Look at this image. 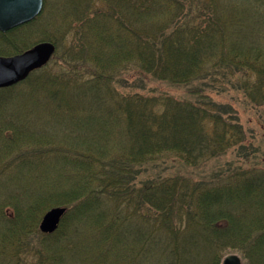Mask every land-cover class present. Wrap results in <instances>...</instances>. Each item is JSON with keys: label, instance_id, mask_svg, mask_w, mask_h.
Segmentation results:
<instances>
[{"label": "trees", "instance_id": "obj_1", "mask_svg": "<svg viewBox=\"0 0 264 264\" xmlns=\"http://www.w3.org/2000/svg\"><path fill=\"white\" fill-rule=\"evenodd\" d=\"M78 1L0 32V55L33 35L56 47L52 63L0 88V264L23 253L34 264H220L228 253L264 264V167L233 107L212 98L235 91L264 111V0ZM126 71L185 96L123 94ZM228 151L243 162L213 179H131L157 161L197 169ZM56 206V230L41 232Z\"/></svg>", "mask_w": 264, "mask_h": 264}, {"label": "rangeland", "instance_id": "obj_2", "mask_svg": "<svg viewBox=\"0 0 264 264\" xmlns=\"http://www.w3.org/2000/svg\"><path fill=\"white\" fill-rule=\"evenodd\" d=\"M174 1L175 2H232V1L233 2H250L249 0H174ZM72 2H79V1L78 0H43V8L40 14L41 16H43L47 12L46 15L53 14V16H55V15H58V12H61V13L70 12ZM83 2H88V1L83 0ZM93 2L98 3L96 4L95 7H100L102 6L101 2H104V1L94 0ZM43 20L44 19L39 20V21H42L40 22V24L38 22L36 23V26L40 27L38 29V32L42 31L43 29H47V30L50 29V27H48V22H51V21L48 20L47 22L45 21L46 19L44 21ZM33 37L34 39H32L31 46L34 45L35 43L44 41V40H40V38H38L37 35H33ZM54 55L55 53L52 55V57L48 61L49 64L52 63L51 60ZM3 56H8V55H3ZM139 80H141V78L139 77L132 78V76L130 75V72L128 71L123 72L120 76L119 82L116 83V88L119 90V92L123 94L164 93V94L173 95L178 98L185 96L184 90H183L184 88L173 87L166 83H160V82L152 81L148 79L147 80L142 79L143 81H139ZM212 98L214 101L225 103L233 107V109L235 110L239 118L240 123L243 125V128L245 130V134L248 139V141L246 142V145H248V148L246 149L251 152L250 158L252 162H255L259 166L264 167V111L263 109L252 106L246 100H244L241 93H238L235 91L221 92L217 95H214ZM31 117L33 118V121H32L33 124H38V123L42 124L45 121V117L36 118L33 115ZM6 134L8 135L9 133H6ZM234 162H243V160L240 159L232 151H228L223 156L215 158L209 161L208 163H206L205 165L200 166L197 169L186 167V166L176 164V163H172V161L170 160H163V161H157L156 163L151 164L150 166L147 165L145 167L135 168L136 171H134V173L132 174L131 179L132 181L135 180L136 183H144V182L155 180L161 177L164 178L165 176H172L175 174H179V175H185L187 177H190L193 180H209L210 178L213 179L215 177L216 171L220 170L225 165L231 164ZM244 162L246 163L245 165H248L247 164L248 161L246 159ZM6 213L7 214L12 213L11 209L7 208ZM28 239L29 240H27V243L29 242L31 243L32 241V245L33 246L36 245L34 235H30ZM228 254H236L239 257V254L237 253H228ZM36 258L37 257L35 255H32L31 253H23L20 256H12L10 258H4V260L10 259L8 261H12L14 262V264H34L36 261ZM241 263L243 264L242 261Z\"/></svg>", "mask_w": 264, "mask_h": 264}, {"label": "water", "instance_id": "obj_3", "mask_svg": "<svg viewBox=\"0 0 264 264\" xmlns=\"http://www.w3.org/2000/svg\"><path fill=\"white\" fill-rule=\"evenodd\" d=\"M43 8V0H0V32L34 20ZM56 47L52 42L41 41L24 51L3 56L0 55V88H6L25 80L31 72L45 66ZM66 208L51 207L41 217L39 230L52 233L56 230ZM220 264H242L236 254L224 256Z\"/></svg>", "mask_w": 264, "mask_h": 264}]
</instances>
